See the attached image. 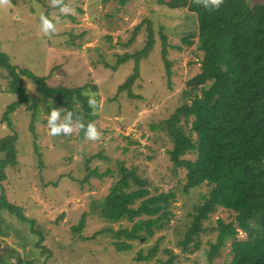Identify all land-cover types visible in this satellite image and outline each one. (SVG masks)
Wrapping results in <instances>:
<instances>
[{"label": "rangeland", "instance_id": "1", "mask_svg": "<svg viewBox=\"0 0 264 264\" xmlns=\"http://www.w3.org/2000/svg\"><path fill=\"white\" fill-rule=\"evenodd\" d=\"M171 1L129 0L122 5L120 0H61L73 9L62 14L53 0H0V48L21 71L31 97L29 103L9 114L13 122L10 127L3 116L18 98L8 90V78L1 68L0 139L13 134L17 139L15 163L5 169L0 195L4 193L8 201L22 207L25 216L42 230L43 244L51 250L49 258L37 243L39 235L31 232L30 223L19 222L15 214L4 210L2 224L11 232L0 236V255L7 258L0 264H20L19 258L21 264H156L169 258L166 249L175 253L174 264L210 263L206 250L216 242L218 219L234 221L236 213L218 207L204 222L198 248L195 242L189 249L180 243L192 219L193 206L210 187L203 184L189 193L183 191L186 170L173 165L168 154L173 141L162 128L178 107L191 102L185 96L187 82L200 71L204 54L199 48L196 14L186 6H169ZM248 2L254 5L264 0ZM41 13L56 23L57 31L50 37L39 30ZM163 36L171 61L169 69L162 56ZM186 36L193 43H186ZM151 38L154 43L146 56L119 63L127 54L142 50ZM136 65L138 77L131 86L135 94L131 97L129 89L119 91L118 87L135 73ZM43 79L47 87L96 86L88 89L99 94V106L94 110L98 116L93 120L99 132L96 140L81 136L77 120H72L73 130L68 135L49 134L47 115L55 106L49 102L53 99L51 91L47 96L39 85ZM55 108L63 110L60 105ZM182 121L190 132L191 123ZM5 155L0 152V158ZM196 156V152L185 155ZM120 160L149 179L153 194L157 189L173 190L177 198L171 220L163 229L147 240H129L130 246L118 251L115 233L98 231L130 228L132 222L104 218L102 201L116 179L112 175L102 179L93 170L102 173L112 168L117 177ZM239 237L244 238L245 233L240 231ZM156 243L159 251L155 256L139 258ZM231 258L229 240L213 263L227 264Z\"/></svg>", "mask_w": 264, "mask_h": 264}, {"label": "trees", "instance_id": "2", "mask_svg": "<svg viewBox=\"0 0 264 264\" xmlns=\"http://www.w3.org/2000/svg\"><path fill=\"white\" fill-rule=\"evenodd\" d=\"M127 1L120 0V4ZM168 5L186 6L196 14L199 48L204 53L200 71L187 82L189 89L185 91V96L190 97L191 102H184L165 119L162 126L173 141L172 148L168 150L173 165L186 170L183 191L189 193L203 184L210 187L193 206L190 212L192 219L180 243L189 249L191 242H195L198 248L200 234L205 230L204 222L218 207H223L236 213L235 220L225 222L218 219L214 228L217 231L216 242L206 250L209 264H214V257L229 240L232 258L227 264H264V3L250 5L248 0H221L216 9H205L201 0H172ZM184 41L193 43L190 36L184 37ZM162 42V56L169 69L171 61L167 58L165 36ZM153 43L151 38L142 50L134 55L127 54L119 63L128 58L138 61L148 54ZM1 68L5 69V77L8 78V90L18 98L8 105L3 116L11 127L13 122L9 114L21 104L29 103L31 97L27 95L21 71L0 48V77H3ZM135 68V73L118 87L119 91L129 89L131 97L135 96L131 86L138 77V66ZM39 85L45 88L47 96L53 94V99L49 100L53 106H63L62 115L65 110H70L72 120L85 125L98 116L88 106L87 96L82 94L96 86L87 83L76 88L64 85L47 87L44 79L39 80ZM93 94L97 99V108L99 94L97 91ZM36 112L38 114L39 109ZM183 119L191 123L190 132L184 127ZM81 136H84L82 127ZM16 139L15 134L0 139V152H6L0 158V180L5 179L7 166L15 163ZM190 152L197 153L195 159L185 157ZM117 162V177L112 168L102 173L95 168L93 172L102 179L111 175L116 179L102 201L104 218L113 222L125 218L132 222L130 228L98 231L99 234L115 233V246L121 251L130 246L129 240H147L166 226L165 222H169L173 215L172 205L177 193L157 189L153 194L151 182L135 166L128 167L122 160ZM93 172L90 171L89 177ZM4 210L15 214L19 222L30 223L31 232L40 237L37 243L41 245L42 252L49 257L51 250L43 244L45 237L42 230L36 227L33 219L25 216L22 207L8 201L4 193L0 195V236L11 232L2 224L1 213ZM240 231L245 233L244 238L239 237ZM158 251L156 243L147 254L140 253L139 258L149 260ZM166 251L170 254L169 258L156 264H174L175 253L170 249ZM6 259L5 254L0 255V262ZM18 261L20 264L23 262L22 258Z\"/></svg>", "mask_w": 264, "mask_h": 264}, {"label": "clouds", "instance_id": "3", "mask_svg": "<svg viewBox=\"0 0 264 264\" xmlns=\"http://www.w3.org/2000/svg\"><path fill=\"white\" fill-rule=\"evenodd\" d=\"M202 6L205 9H216L219 7L221 0H201ZM53 4L58 6V11L62 14L71 13V9L67 4L62 3L61 0H53ZM59 18H57L58 20ZM39 30L45 36L53 35L56 29V23L49 19L48 16L41 13L39 15ZM87 96L88 106L95 110L97 106V100L92 92L85 90L82 93ZM47 125L48 132L50 135H57L63 133L68 135L72 132V112L70 110H65L63 117H61V109L51 108L47 115ZM80 127L84 129V136L88 140H96L99 136V132L93 122H88L86 125L81 123Z\"/></svg>", "mask_w": 264, "mask_h": 264}]
</instances>
